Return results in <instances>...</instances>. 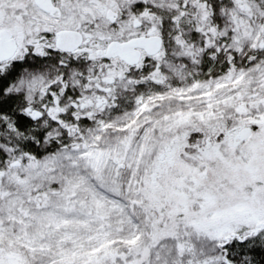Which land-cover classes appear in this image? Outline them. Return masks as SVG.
I'll return each instance as SVG.
<instances>
[{
  "label": "snow or ice",
  "instance_id": "6c2138e0",
  "mask_svg": "<svg viewBox=\"0 0 264 264\" xmlns=\"http://www.w3.org/2000/svg\"><path fill=\"white\" fill-rule=\"evenodd\" d=\"M0 264H264V0H0Z\"/></svg>",
  "mask_w": 264,
  "mask_h": 264
}]
</instances>
